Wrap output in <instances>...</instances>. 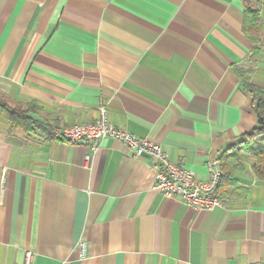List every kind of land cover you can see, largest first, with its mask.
I'll list each match as a JSON object with an SVG mask.
<instances>
[{
  "label": "crops",
  "instance_id": "crops-1",
  "mask_svg": "<svg viewBox=\"0 0 264 264\" xmlns=\"http://www.w3.org/2000/svg\"><path fill=\"white\" fill-rule=\"evenodd\" d=\"M241 0H0V264H264V180L235 171L209 210L164 196L158 165L106 137L54 132L99 118L158 143L175 164L207 163L257 126L238 72L264 92ZM84 244V249L81 244Z\"/></svg>",
  "mask_w": 264,
  "mask_h": 264
},
{
  "label": "built area",
  "instance_id": "built-area-1",
  "mask_svg": "<svg viewBox=\"0 0 264 264\" xmlns=\"http://www.w3.org/2000/svg\"><path fill=\"white\" fill-rule=\"evenodd\" d=\"M98 112V119L64 127L54 132V135L67 142L89 144L92 149H96L99 142L106 137L117 139L132 155H145L157 163L158 172L154 186L164 196H178L196 209L209 210L222 205V202L213 194L219 178L218 160L213 159L207 163L209 177L199 180L193 171L183 165L172 163L158 143L137 137L110 124L103 104L98 106ZM84 247L82 243L81 248L84 249ZM31 256V252L26 253L25 264H28Z\"/></svg>",
  "mask_w": 264,
  "mask_h": 264
},
{
  "label": "trees",
  "instance_id": "trees-1",
  "mask_svg": "<svg viewBox=\"0 0 264 264\" xmlns=\"http://www.w3.org/2000/svg\"><path fill=\"white\" fill-rule=\"evenodd\" d=\"M244 5L243 32L250 42V60L256 63L262 41L261 23L259 19L258 0H241ZM251 71L240 70L238 75L244 89L252 98V107L256 113L258 123L255 128L245 133L238 141L226 148L218 157L219 178L214 189V196L221 202L226 198L227 187L236 182L235 171H241L246 164L258 179L264 180V92L251 84L245 75ZM34 104V108H35ZM0 115L12 126L30 130L38 125L29 110L10 106L0 97Z\"/></svg>",
  "mask_w": 264,
  "mask_h": 264
},
{
  "label": "rangeland",
  "instance_id": "rangeland-1",
  "mask_svg": "<svg viewBox=\"0 0 264 264\" xmlns=\"http://www.w3.org/2000/svg\"><path fill=\"white\" fill-rule=\"evenodd\" d=\"M15 107H20V108H23L25 110H29V112L39 113L38 109L33 108V106L31 104H23V105H18Z\"/></svg>",
  "mask_w": 264,
  "mask_h": 264
}]
</instances>
